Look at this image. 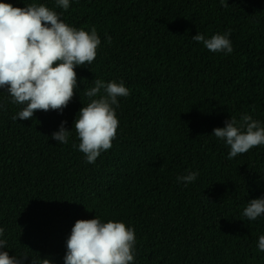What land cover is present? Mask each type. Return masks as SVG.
Returning <instances> with one entry per match:
<instances>
[{"label": "trees", "instance_id": "16d2710c", "mask_svg": "<svg viewBox=\"0 0 264 264\" xmlns=\"http://www.w3.org/2000/svg\"><path fill=\"white\" fill-rule=\"evenodd\" d=\"M0 3L44 5L69 26L95 27L101 40L95 60L75 68L62 112L13 120L24 105L0 88V251L27 256L23 264H64L76 221L98 218L135 230L133 264H264V215H243L264 198V145L229 159L230 146L213 134L244 115L264 127V0H70L67 10L56 0ZM226 32L231 54L192 39ZM97 79L130 94L113 105L112 147L87 163L74 122L105 95H85ZM62 122L67 144L51 138ZM190 172L195 181H178Z\"/></svg>", "mask_w": 264, "mask_h": 264}, {"label": "clouds", "instance_id": "9594fccd", "mask_svg": "<svg viewBox=\"0 0 264 264\" xmlns=\"http://www.w3.org/2000/svg\"><path fill=\"white\" fill-rule=\"evenodd\" d=\"M56 4L67 10L70 0H56ZM221 4L227 6L225 0H221ZM229 32L211 38L198 33L192 39L202 42L210 52L231 54ZM106 39L111 43L110 36ZM100 44L95 27L88 32L69 26L57 12L44 5L20 8L0 3V88L7 89L12 103L24 105L12 119L30 120L36 111L62 112L77 88L75 68L91 64ZM102 89L105 95L91 99L79 110L74 122L80 141L78 149L85 154L87 163H95L102 151L112 147L119 127L113 105L118 107V97L130 94L123 83L105 84L97 79L85 95L97 97ZM65 123L62 122L51 137L61 144H67L71 134L64 127ZM225 125L215 128L213 134L230 146L229 159L264 145V127L250 115H244L240 122L232 117ZM245 128L246 131H242ZM197 175L190 172L177 179L188 184L195 181ZM243 215L249 221L264 215V198L250 200ZM3 233L4 229L0 228V235ZM5 244L6 241L0 240V249ZM135 244V230L123 222L102 223L98 218L78 220L67 240L64 264H133ZM258 248L264 251V235L259 237ZM27 258L18 259L9 256L7 251H0V264H23ZM41 260L42 264H52L47 258Z\"/></svg>", "mask_w": 264, "mask_h": 264}]
</instances>
